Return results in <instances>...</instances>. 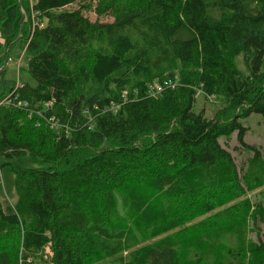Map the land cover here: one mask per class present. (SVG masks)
<instances>
[{
  "label": "trees",
  "instance_id": "16d2710c",
  "mask_svg": "<svg viewBox=\"0 0 264 264\" xmlns=\"http://www.w3.org/2000/svg\"><path fill=\"white\" fill-rule=\"evenodd\" d=\"M81 2L0 0V27L15 7L35 82L19 99L42 114L0 108V157L25 162L13 209L0 204V264L46 247L51 264H264L261 241L222 260L212 243L193 249L194 237L264 228L219 143L236 134L252 150L241 124L252 114L264 130V0H97L108 23ZM155 82L168 87L150 98ZM198 92L221 100L213 118L194 112ZM244 182L264 184L258 153Z\"/></svg>",
  "mask_w": 264,
  "mask_h": 264
},
{
  "label": "rangeland",
  "instance_id": "374dc122",
  "mask_svg": "<svg viewBox=\"0 0 264 264\" xmlns=\"http://www.w3.org/2000/svg\"><path fill=\"white\" fill-rule=\"evenodd\" d=\"M82 4H86L88 9L84 11L85 16L90 22H111L110 18H97L93 12L94 7L97 4V0H82ZM80 4H73L67 9H77ZM15 7H10L6 12V17L0 27V57L3 59H10V63L4 64L0 68V98L4 97L9 92L13 91L18 85H27L33 87L35 82L29 76L27 68L29 56L25 52L26 41L21 38L20 35L14 34L13 32V18L15 16ZM20 13L24 18H27V14L24 9H20ZM19 60V67L17 68V61ZM240 60V58H239ZM242 66V65H241ZM222 102L220 99L205 97L203 94L198 92L193 110L195 113L204 111V115L211 119L215 113L222 108ZM243 127L247 129L244 137V142L247 146L252 147V150H248L244 146L240 145L236 140V134L230 138L219 139L220 145L230 153L234 165L235 171L239 178L240 185L245 189L244 197L241 200H248L252 206L261 204L264 206V184L257 187H250L244 182V176L247 173V169L255 153L259 154L260 159L264 163V130L262 126L261 116L258 114H252L247 119L241 120ZM0 204L3 206L5 211L13 209V205L16 202L17 195L15 190V171H19L25 168V162L23 160L8 159L0 157ZM207 236L194 237L193 249L199 252H205L210 250V244L216 248L219 260H222L223 252L227 248L235 246L243 247L250 243H258L259 241L264 242V228L259 225V228H253L249 223V227L243 236L238 237L234 230H227L221 237L216 236L213 238L211 234ZM184 244H182L183 246ZM182 250V257L185 263H189L193 260H188L191 254H188ZM216 251V250H215ZM215 251L213 253H215ZM212 253V254H213ZM216 255V253H215ZM217 256V255H216ZM114 259L106 260L105 264H119ZM183 261V262H184ZM27 264H51L50 258L46 256L45 251L38 255L26 256L25 261Z\"/></svg>",
  "mask_w": 264,
  "mask_h": 264
},
{
  "label": "built area",
  "instance_id": "2783aa9c",
  "mask_svg": "<svg viewBox=\"0 0 264 264\" xmlns=\"http://www.w3.org/2000/svg\"><path fill=\"white\" fill-rule=\"evenodd\" d=\"M29 1H30V5H31L35 0H29ZM10 62H11V60L7 58L5 61V64L10 63ZM16 65L18 68L19 67V60L17 61ZM165 87H168V83L163 82V84H160L158 82H155L153 84L148 85L145 92H146L147 96H149L150 98H156L163 91V89ZM20 88H22V85L16 86L13 91L9 92L4 97L0 98V108H14V109H18V110L20 109V110L27 111L29 116H31L35 113V114L39 115V117H41L42 114L39 111L29 110L27 108V104L22 102L19 99V95H18L17 91ZM52 104H53L52 102L45 104L44 110L49 111L52 108ZM47 122L50 125V128L55 130V131H59L61 128H63V126H61L54 118L48 119ZM36 126H38V124ZM0 178H1V174H0ZM45 254L49 258L52 257V254L50 253V249L48 247L45 248Z\"/></svg>",
  "mask_w": 264,
  "mask_h": 264
}]
</instances>
